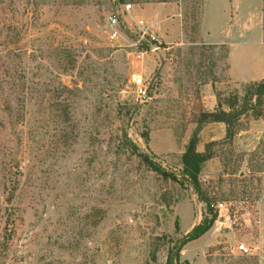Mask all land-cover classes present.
Instances as JSON below:
<instances>
[{
	"label": "rangeland",
	"instance_id": "rangeland-1",
	"mask_svg": "<svg viewBox=\"0 0 264 264\" xmlns=\"http://www.w3.org/2000/svg\"><path fill=\"white\" fill-rule=\"evenodd\" d=\"M263 9L264 0H0V264H264V96L232 142L212 146L196 182L183 164L194 135L200 151L226 135L204 114L207 84L214 111H227L264 79ZM201 44H225L228 57L209 47L191 56ZM156 48L166 66L143 100L134 74L152 79ZM212 218L218 241L184 245Z\"/></svg>",
	"mask_w": 264,
	"mask_h": 264
},
{
	"label": "trees",
	"instance_id": "trees-1",
	"mask_svg": "<svg viewBox=\"0 0 264 264\" xmlns=\"http://www.w3.org/2000/svg\"><path fill=\"white\" fill-rule=\"evenodd\" d=\"M264 12V9H263ZM264 20V16H263ZM263 28H264V23H263ZM164 47H168L166 44H162ZM209 48H224L226 49L225 51V56L223 58H227L229 54V49L225 44H221L219 46L217 45H208V44H201L200 47H190L189 53L191 56L196 55L195 49L200 48L202 51H200V56H205L204 51H208ZM181 48H179V52ZM186 63V67L189 68L191 64H193L192 59H188ZM210 79L205 78L202 80V83H208ZM264 96V79L261 81H254L246 85V96L244 100L242 101L241 104L238 106L233 103H229V110H219V111H208V113H204L205 115L212 116L215 118L216 121L222 122L226 125V135L224 140L221 142H216V141H211L207 144L205 151H198L197 149V137L194 135L189 144L188 147L183 155V164H184V173L189 175L190 177L193 178L194 182H196L197 179V174L201 168V165L204 161L211 159L214 156V153L212 151V146L215 144H220V143H229L232 142L234 139V136L237 133V125L241 119V116L244 115L246 112H248L251 108L254 106H257L258 104L261 103V97ZM218 97V94H217ZM256 98V102H253V99ZM125 141L128 142L131 147L134 149V153L136 149L138 150V147L134 142H132L131 138L127 134H124ZM145 141L149 142L150 141V135L149 133H146L145 136ZM136 154V153H135ZM137 155H139L144 161L148 162L147 157L148 154L142 151H138ZM165 175L167 173L165 171H162ZM202 193V198L204 201H207L206 195L204 192ZM168 202V201H167ZM209 202V200H208ZM213 203H211L212 205ZM169 205V202H168ZM215 219L212 218L211 220L208 221L207 225L204 226H199L198 230L197 228L194 229L192 234L189 236V240H186L184 245L193 239H197L201 237L203 234H205L208 230H210L213 225H214ZM150 255H152V259H156L154 252L151 251ZM166 264H171V257L167 258V263Z\"/></svg>",
	"mask_w": 264,
	"mask_h": 264
},
{
	"label": "crops",
	"instance_id": "crops-1",
	"mask_svg": "<svg viewBox=\"0 0 264 264\" xmlns=\"http://www.w3.org/2000/svg\"><path fill=\"white\" fill-rule=\"evenodd\" d=\"M158 37L163 39V41H165L166 44L170 45L169 47H173V45H179L180 44L179 41H173L172 38H174V37H172L171 35H167V34L165 35L163 33V34H159ZM206 43H213V42H210L208 40V37H206ZM160 53L162 54V52H160ZM156 55L159 58L157 53H156ZM155 64H157V61L155 59H152L150 62L149 68L155 67ZM207 86H208V111H214L215 108L218 106L217 105V103H218L217 102V95L214 93V91H213L214 88H213V85L211 83H208ZM213 139L214 138H210L209 141H211ZM198 151H200V150L198 149ZM212 228L210 230H208L203 236H201L200 238H198L192 242L195 243L198 241H202L204 239V241L207 242L208 246L214 244L216 241H218V239H217V236H212V233H213Z\"/></svg>",
	"mask_w": 264,
	"mask_h": 264
},
{
	"label": "built area",
	"instance_id": "built-area-1",
	"mask_svg": "<svg viewBox=\"0 0 264 264\" xmlns=\"http://www.w3.org/2000/svg\"><path fill=\"white\" fill-rule=\"evenodd\" d=\"M132 7H133V5L131 3L125 4V11L131 12ZM119 18H120V16L118 14H112L109 17L110 25L112 27L117 26L119 24ZM137 24L139 26H142L144 24V21L143 20H139L137 22ZM116 36H117V32L115 31L112 34V37H116ZM143 55H144V53H138V57L139 58H142ZM134 81H135L136 92H137L138 96H140V97L144 96V94H145V92L147 90V86H148L149 81H147L145 79V77L142 74H140V73L134 74ZM253 102H256V98L253 99ZM224 207H225L224 203H217L216 204V208L219 211H221ZM239 250L242 251V252H248L249 249L244 244H241L239 246Z\"/></svg>",
	"mask_w": 264,
	"mask_h": 264
},
{
	"label": "water",
	"instance_id": "water-1",
	"mask_svg": "<svg viewBox=\"0 0 264 264\" xmlns=\"http://www.w3.org/2000/svg\"><path fill=\"white\" fill-rule=\"evenodd\" d=\"M156 53L158 54V56L160 58V66H159L158 70L156 71V73L154 74V76L152 77V79L149 81L148 86H147V90H146L144 96H142L143 100H147L150 97V93L154 87V84H155L156 80L158 79L159 75L161 74L162 70L164 69V67L166 65V59L160 53L158 48H156Z\"/></svg>",
	"mask_w": 264,
	"mask_h": 264
}]
</instances>
